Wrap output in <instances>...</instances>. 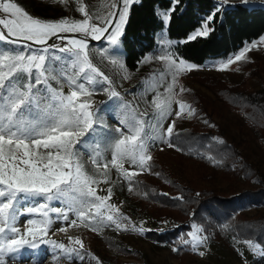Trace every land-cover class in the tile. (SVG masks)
<instances>
[{"label":"snow or ice","instance_id":"snow-or-ice-1","mask_svg":"<svg viewBox=\"0 0 264 264\" xmlns=\"http://www.w3.org/2000/svg\"><path fill=\"white\" fill-rule=\"evenodd\" d=\"M135 2L137 0H117V4L122 3V7L104 19L103 27L90 25V17L82 22L67 18L58 21L34 18L16 3L8 0L0 3V10L11 17L0 19L2 26L0 42L15 45L5 48L4 43H0V264H6V254H15L13 258H16L25 246L33 249L38 247L37 243L32 241L39 236L47 235L48 228L54 222L50 213H55L56 219L62 218L67 221L68 213L73 212L82 222L88 221L85 226L93 231L99 230L91 223L97 217L98 224H103L106 219L110 224H114L117 230H128L120 223V219H127L126 217L117 218L111 214L105 217L101 213V209L105 207L118 212L114 206L105 204L111 196V189L108 197L97 196L91 187L96 180L86 174L80 163L84 149L93 147L98 140H106L110 136V132L105 131L107 108L93 111L91 100H81L80 97H90L99 91H107L110 98H118L119 93L108 88L88 87L94 83L90 73L103 77L105 83L110 81L91 62L86 40L68 39L64 46H57L49 41L53 37L65 40L60 33L80 32L85 36L90 35L93 40L106 39L113 46L109 54L120 55L117 52L119 38L129 9ZM117 4L113 5L114 9ZM222 7L220 4L216 5L215 11L206 17L202 30L187 39L207 37L209 32L214 30L211 29V22L221 12ZM174 10L173 7L164 15L166 22L170 21V13ZM79 11L85 13L83 7ZM5 30L7 35L4 34ZM260 43L264 44V39ZM35 45L42 47L35 48ZM255 47L256 44L245 47L216 70H227L232 63L245 60L246 54ZM56 49L66 55L56 56L54 53ZM173 65L177 72L185 68L190 70L192 67L186 65L183 60H179L178 64L173 61ZM69 66L76 69L71 77H68ZM61 77H68L71 88L68 95L58 91L49 82L55 80L57 84L62 85ZM173 81L175 82V75ZM41 85L44 87H40ZM181 91L185 89L181 88ZM166 92L165 99L158 95L153 101L161 118L172 115L171 103L175 96L171 94V86ZM177 103L179 106V111L175 113L177 118L185 112L189 117L195 115L194 107L185 102ZM174 126L173 121L167 127L165 135L170 137ZM129 127L132 133L130 135L125 134L119 127L116 129L119 137L113 138L111 163L131 181L139 172H125L123 163L128 161L140 172L148 171L150 166L147 162L152 157L148 153L150 145L147 138L141 135L143 128L140 122L137 121V126ZM219 143L223 144V141ZM168 145L177 147L170 141ZM177 150L182 151L179 147ZM93 162L96 163L95 158ZM215 163L221 161L217 159ZM107 166V163H104V167ZM129 190H132L131 187ZM173 199L182 200L183 197ZM33 200L36 203L27 206L26 211L29 214H37L42 219L28 220L27 224L32 228L21 235L18 217L24 214L25 209L20 205L31 204ZM53 201H58L61 207L53 206ZM92 209H95V212L89 215ZM64 230L61 227L60 231ZM132 230L141 233L144 231L135 227ZM199 232L200 229L197 227L195 233H190L193 250L206 240L205 237L197 240L196 234ZM26 236H32V241L25 239ZM41 242L51 243L54 248L69 256L73 253L80 256L78 249L66 247L63 243L43 240ZM183 242L189 243L187 240ZM69 243L79 245L80 249H83L81 239L75 241L70 239ZM199 254L204 255L203 252ZM80 259H83V256H80ZM33 264H36V261H33ZM97 264H101L98 259Z\"/></svg>","mask_w":264,"mask_h":264},{"label":"rangeland","instance_id":"rangeland-1","mask_svg":"<svg viewBox=\"0 0 264 264\" xmlns=\"http://www.w3.org/2000/svg\"><path fill=\"white\" fill-rule=\"evenodd\" d=\"M29 1L30 8L25 6L21 0H8V2L16 3L22 7L34 18L50 21L67 18L82 22L90 17L89 24L96 27H103L104 19L109 17L111 12L118 11L122 7V3L117 4V0ZM221 1L235 3L242 0ZM2 2L4 0H0V3ZM114 4H117L115 9L113 8ZM81 7L85 9V13L79 11ZM8 18L11 17L0 10V19ZM4 34L7 35L6 30ZM59 35L66 39L61 40L53 37L49 43L64 46L68 39L86 40L89 45L88 52L91 62L110 81V83H105L103 82V77L90 73L94 83L88 85L89 88H108L119 93L118 98H110L107 91H99L90 97H80L81 100H91L93 111L107 108L108 111L105 115L107 130L105 129V131L110 132L111 138L119 137V133L116 132L118 127L125 134H132L129 126H137V121H139L143 128L141 135L147 138V142L150 145L148 153L152 159L162 164L166 171L175 177L178 182H187V173L179 171L177 166L163 154H175V150L168 145V136L165 135L169 124H172L173 121L175 122L173 133L185 129L191 124L192 116L189 117L186 112L179 118L175 115L179 111L177 101L187 104L184 100L186 93H194L205 100L219 114V116L213 115L211 117V120L219 127L221 135L220 137H213V140L216 142L225 140L230 143H239L241 141L245 144L246 148L243 153L247 157V162L258 170L264 181V144L259 140L250 125L245 123L243 114L237 110L228 109L213 91L215 84H220L224 88L242 86L252 91L264 86V72H259L258 75H249L250 71L264 66V44L260 43L264 39V35L245 46L257 45V47L252 48L246 54L245 60L232 63L227 70L218 71L216 68L230 58H234L245 47L224 62L200 66L185 63L186 65H191V69L185 68L179 72L174 67L173 61L164 55L161 48L153 54L147 55L140 62L137 71L132 72L125 68L120 55L109 54L113 46L106 39L93 40L90 35L85 36L80 32L60 33ZM158 42L160 44L164 43L162 35L158 36ZM3 43L7 44L6 42ZM34 47L41 48L42 46L35 45ZM117 52L120 54L118 50ZM54 53L56 56L66 55V53H60L58 49L54 50ZM175 63L178 64L179 62ZM67 71L68 77H71L76 69L69 66ZM174 75L175 82L173 81ZM68 77H64L65 80L62 79V85L57 84L55 80L49 82L58 91L68 95L71 91L67 83ZM170 86L171 94L175 96L171 103L172 115L161 118L153 101L158 95L161 99H165L167 96L166 90ZM181 88L185 89V91H181ZM194 108L196 111L197 107ZM122 121L124 122L122 123ZM193 121L203 128L213 129L212 123L208 121L207 116L204 114H199ZM205 121L208 123H205ZM94 158L96 163L93 162ZM111 161L112 154L105 153L104 149L97 144L84 149V154L80 157V163L83 165L86 174L96 180V183L91 185L96 195L108 197L109 189H111V196L105 201V204L114 206L115 209H118V212L105 207L101 209V213L105 217L108 214L117 218L126 217L127 219H120V223L126 226L128 230H117L114 224H110L105 219L103 224H98V231L86 233L82 230L85 222H82L75 213L69 212L67 221L62 218L56 219V214L50 213L54 222L48 228L47 235L39 236L34 241H32V236L25 237V239L37 243L38 247L33 249L25 246L22 249V253L16 258H13L15 254H6V264H33V261H36V264H97V259L101 264H106V262L109 264L111 256L124 264H251L254 259L263 256L260 247L254 243L248 244L245 241H239L231 237L225 239L221 234V230L209 229L204 231L199 224L195 223L189 225L186 234H178L169 243L153 241L147 233L163 232L174 228L175 225L170 221L155 222L147 215L139 213L138 208L136 209L131 202H126L123 196L127 191V182L129 180L118 171L117 167L112 165ZM84 162H88V165L84 164ZM104 163H107V168L104 167ZM97 164H99V167H97ZM84 165H87V167ZM123 169L125 172H139L138 175L154 178V175L149 174L148 171L140 172L137 167L128 161L123 163ZM138 175L133 176L132 179ZM214 183L215 187L222 191H227L229 186L228 182L222 180L219 176L215 177ZM248 185L257 186V180H251ZM231 186L235 191L246 187L240 176L232 182ZM35 203L36 201L33 200L31 204L20 205L21 208L25 209L24 214L18 217V227L21 235L27 229L32 228L31 225L27 224L28 220L42 219L37 214H29L26 211L27 206H32ZM52 205L61 207L58 201H53ZM66 206L64 205V207ZM239 213L246 217L256 215L264 217V207L241 208ZM72 221H75V223H72ZM61 227L65 230L60 231ZM133 227L136 229L142 228L144 231L143 233L133 231ZM197 227L200 229V232L196 234L197 240L200 237H205L206 240L196 250H193V240L190 233H195ZM70 239L72 241L81 239L83 241V249H80L79 245L74 243L70 244ZM96 239L103 243L102 248L92 249L96 251L98 256H95L86 246V241L91 240L92 242L94 241L92 243L94 247ZM42 240L63 243L66 247L78 249L83 259H80V256L75 253L69 256L67 253L54 248L51 243L41 242ZM185 240L189 241V243H184L183 241ZM108 246L115 248L116 252L109 250ZM200 252H203L204 255L201 256Z\"/></svg>","mask_w":264,"mask_h":264},{"label":"trees","instance_id":"trees-1","mask_svg":"<svg viewBox=\"0 0 264 264\" xmlns=\"http://www.w3.org/2000/svg\"><path fill=\"white\" fill-rule=\"evenodd\" d=\"M21 2L30 8L29 0ZM218 4L223 7L211 22V29L214 30L207 37L188 40L190 35L202 30L206 17L215 11ZM173 7L175 10L170 13V21L166 22L164 15ZM159 35L163 37L162 44L158 42ZM263 35L264 1L242 0L229 3L221 0H175L174 3V0H137L129 9L119 38L118 51L123 65L132 72L137 71L140 62L147 55L153 54L159 48L171 61L183 60L185 63L200 66L224 62ZM4 47L11 48L15 45L4 43ZM259 72H264V66L250 71L249 75H258ZM61 79L65 80L64 77ZM213 91L228 109L243 114L245 123L250 125L264 144V86L252 91L242 86L224 88L215 84ZM184 100L192 107H197L191 124L167 137V142L170 141L182 151L172 147L175 154L163 156L171 160L179 171L187 173V182H178L162 164L151 159L147 162L150 166L148 172L154 178L138 175L128 181L124 200L131 202L138 208L139 213L147 215L155 222L170 221L175 225L163 232L147 233L153 241L169 243L178 234H186L189 225L195 223L204 231L221 230L225 239L231 237L239 241H251L263 253L262 257L254 259L251 264H264V217H246L239 213L241 208L264 207V181L258 170L247 162L243 153L245 144L241 141L230 143L225 140L220 144L213 140V137L221 136L219 127L211 120L213 115L219 116L216 110L194 93H186ZM199 114L207 116L213 129L203 128L193 121ZM109 137L98 140L96 144L105 153L113 155L114 139ZM217 159L221 163H215ZM84 164L88 165V162ZM217 176L228 182L227 191L215 187ZM238 176L246 187L235 191L231 185ZM253 179L257 180V186L248 185ZM130 187L132 190H129ZM180 196L183 197L182 200L173 199ZM92 212L95 209L89 215ZM97 219L91 223L98 229ZM84 222L83 232H92L93 230L85 226L88 221ZM95 241L93 247L94 241L87 240L86 246L98 256L92 249L102 248L103 243L98 239ZM108 248L116 252L112 246ZM109 264L124 263L111 256Z\"/></svg>","mask_w":264,"mask_h":264}]
</instances>
